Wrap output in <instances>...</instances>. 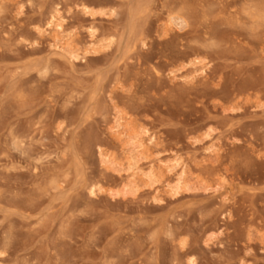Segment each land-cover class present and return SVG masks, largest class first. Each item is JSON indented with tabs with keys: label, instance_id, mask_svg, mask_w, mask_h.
Returning a JSON list of instances; mask_svg holds the SVG:
<instances>
[{
	"label": "rangeland",
	"instance_id": "374dc122",
	"mask_svg": "<svg viewBox=\"0 0 264 264\" xmlns=\"http://www.w3.org/2000/svg\"><path fill=\"white\" fill-rule=\"evenodd\" d=\"M237 1L0 0V264H264V23Z\"/></svg>",
	"mask_w": 264,
	"mask_h": 264
},
{
	"label": "bare ground",
	"instance_id": "6f19581e",
	"mask_svg": "<svg viewBox=\"0 0 264 264\" xmlns=\"http://www.w3.org/2000/svg\"><path fill=\"white\" fill-rule=\"evenodd\" d=\"M187 0H181L182 3L187 4L189 3L186 2ZM208 1V0H207ZM226 1V0H225ZM237 0H234L233 2H227L229 3V5L232 6V4L236 3ZM245 2V6L243 8L242 11L239 10H229V14L231 17H233V19H235L236 21H239L240 19H247L248 22L250 23L252 26L254 25H261V23H264V2L260 0L261 3H259V0L257 2V0H243ZM178 2V1H177ZM238 2V1H237ZM197 3V2H196ZM178 4V3H177ZM226 5V4H225ZM187 6V5H186ZM185 7V6H184ZM234 9V6H232ZM172 8V7H171ZM194 8V7H193ZM204 8V7H203ZM177 9V8H176ZM232 9V8H231ZM140 10V9H139ZM185 10V9H184ZM196 12V11H194ZM216 12V11H215ZM188 13V12H187ZM205 13V12H204ZM180 15V14H179ZM182 15V13H181ZM206 15V14H204ZM207 16V15H206ZM178 18V16H177ZM180 18V17H179ZM184 18V17H183ZM201 18V17H200ZM190 19V18H189ZM188 19V20H189ZM183 20V19H182ZM231 20V19H230ZM184 21V20H183ZM189 22V21H187ZM237 23V22H236ZM52 24V29L55 30V32L57 33L56 35L54 34V38H56V41H59L60 39L62 40V37H58V34L61 35L62 33L65 32V25L64 22L61 20L60 16H56L54 18V20L52 19V22L50 23ZM174 24V23H173ZM213 24V23H212ZM241 24V23H240ZM209 26V25H208ZM214 26V25H213ZM247 26V25H246ZM262 26V25H261ZM252 29V28H251ZM255 29V28H254ZM128 38V37H127ZM128 41V40H127ZM126 41V42H127ZM139 42V41H138ZM59 43V42H58ZM126 44V43H125ZM59 45V44H58ZM62 46V45H61ZM60 48V47H59ZM64 48V47H63ZM205 68L206 67H202V72H205ZM151 148H147V151H149ZM186 170H183V172L181 173V175H185ZM186 176V175H185ZM182 178V177H181ZM182 181V179H181Z\"/></svg>",
	"mask_w": 264,
	"mask_h": 264
}]
</instances>
